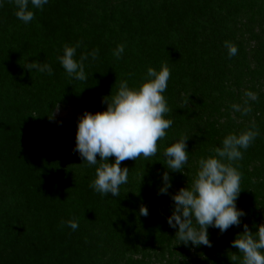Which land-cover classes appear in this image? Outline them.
<instances>
[{"label":"trees","instance_id":"trees-1","mask_svg":"<svg viewBox=\"0 0 264 264\" xmlns=\"http://www.w3.org/2000/svg\"><path fill=\"white\" fill-rule=\"evenodd\" d=\"M31 10L35 18L24 24L13 4L0 7V264H232L233 254L242 258L231 242L243 224L256 232L253 225L264 223V0H49L42 11ZM225 41L237 47L235 56L229 58ZM78 42L77 60L99 53L85 61L83 82L70 79L57 60L64 45ZM120 44L125 50L117 59ZM33 61L47 62L54 74L30 73L23 66ZM162 64L171 73L163 95L172 126L156 156L121 163L128 182L119 197L105 198L89 187L96 166L82 164L73 151L78 117L105 111L103 100L120 81L138 87L149 67L159 71ZM59 106L72 109L71 118L58 117ZM248 130L259 134L233 162L241 177L237 208L247 214L241 227L223 234L210 227L211 247L185 246L167 223L171 196L191 183L201 157L227 135ZM181 136L190 137L183 174L168 170L162 157ZM166 171L172 186L161 195ZM141 206L147 216L139 215ZM68 220L78 229L62 225Z\"/></svg>","mask_w":264,"mask_h":264},{"label":"clouds","instance_id":"clouds-1","mask_svg":"<svg viewBox=\"0 0 264 264\" xmlns=\"http://www.w3.org/2000/svg\"><path fill=\"white\" fill-rule=\"evenodd\" d=\"M7 2L14 5L17 19L29 24L35 18L31 9L42 11L49 0ZM4 3L5 0H0V7ZM80 46L79 42L75 46L64 45L63 54L57 56V60L70 79L83 82L87 80L85 61L89 55L95 61L99 53L98 50H93L91 53L82 54L77 60L75 57ZM224 47L229 58L237 54L238 49L231 42L225 41ZM124 50L123 44L117 45L113 55L120 59ZM23 67L30 73L36 71L49 76L54 74L47 62H28ZM170 75L167 64H162L159 71L149 67L138 87H130L127 80L120 81L116 94L104 98L103 102L107 104L105 111L95 114L85 111L78 117L73 151L79 154L82 164L96 166L95 178L89 187L101 196L106 198L111 194L119 197L120 186L128 182L129 175L127 167L121 168L123 161H136L141 156L145 159L156 156L157 142L165 138L166 130L173 123L172 120L164 118L170 111L163 95ZM245 95L249 99H256L251 91L245 92ZM232 108L240 111L238 105H232ZM247 111L245 109L243 114L246 115ZM258 134L248 130L227 135L219 147L211 150L212 155L199 159L198 169L191 183L171 196L174 208L167 223L173 229L178 228L175 237L182 244L211 247L208 233L210 227L218 229L221 234L230 227H241V218L247 214L243 209L237 208L241 177L233 162L243 158L242 150H247ZM189 138L181 136L163 149V164L171 172L183 174L189 160ZM97 155L100 157L99 161ZM110 157H115L113 163L109 162ZM162 181L164 186L159 189L158 194L166 195L172 186L169 172L162 174ZM139 215L147 216V207L141 206ZM61 223L73 231L79 227L75 220ZM253 227L258 228V231L252 232L247 224H243V233L238 234L231 242V246L242 254V258L233 254L230 259L232 264H237V261L239 264H264V223L254 224Z\"/></svg>","mask_w":264,"mask_h":264},{"label":"rangeland","instance_id":"rangeland-1","mask_svg":"<svg viewBox=\"0 0 264 264\" xmlns=\"http://www.w3.org/2000/svg\"><path fill=\"white\" fill-rule=\"evenodd\" d=\"M244 103H246V105L251 107V105L247 102V100H244ZM56 115L61 118H71V116L73 115V110L65 106H59L56 110Z\"/></svg>","mask_w":264,"mask_h":264}]
</instances>
